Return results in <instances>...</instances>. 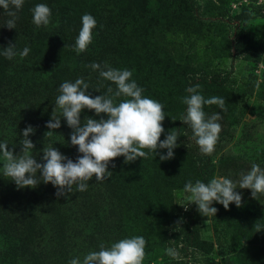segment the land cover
Wrapping results in <instances>:
<instances>
[{
  "label": "rangeland",
  "instance_id": "1",
  "mask_svg": "<svg viewBox=\"0 0 264 264\" xmlns=\"http://www.w3.org/2000/svg\"><path fill=\"white\" fill-rule=\"evenodd\" d=\"M105 1L107 3V0H100L101 4H95L101 10L99 13L102 16H106L115 8L111 4H105ZM143 1L151 9L147 13L149 38L147 41L142 38L144 35L142 32L140 39L146 43L147 49L159 50L162 61L156 66L150 63L145 69V74H141L137 64L139 58L135 56L138 52L132 37L125 42L124 49L127 50L128 56L123 57L131 61L120 60L114 63L112 59L113 63L109 66L132 71L131 79L135 81L142 80V77L146 76L143 81L149 85L148 97L164 105L166 116L162 124L165 131L161 134V140L166 138L170 130L174 131L169 124V120L174 119L176 115L174 104L178 98L189 95L186 91L189 86L199 84L198 91L205 99L213 96L224 98L226 111H222L216 105L204 106L207 116L217 112L221 116L218 122L222 130L215 151L211 155L202 154L198 145L191 139V129L181 121L184 125L182 136L180 140L177 139L178 147L173 149L172 159L161 161L159 155L149 153L146 159L137 158L134 162L126 163L131 170L149 176L145 186L146 192L143 196L140 195L139 191L137 192L138 181H134L129 188L132 192L131 195L129 193L132 202L123 201L120 204L122 207H117L119 217L113 218V221L107 219V212L102 209L103 213L96 222L94 218L88 224L81 223L78 207L75 203L71 205L70 197L67 195L58 198L57 188L54 189L51 183L45 184L50 191V198L53 199L49 202L55 206V215L62 219L61 232L51 241H47L42 231L43 234H39V237L35 236L33 241L38 245L31 246L41 253L43 264H68L71 259L77 257L82 261L90 251H98L101 243L110 246L120 239L134 236L138 224L146 221V225L151 227L153 236V239L145 238L146 256L149 251L152 253L149 264H205V260L224 264V259L232 260L233 264H264V230L255 231L253 227L254 224L264 226L263 223L247 221L248 223L243 227V237L239 240L224 238L222 235L215 238L214 223L211 218L200 215L197 206L190 203L187 211L191 216L189 221L191 231L197 233L200 239L213 244L211 250L206 251L203 249L206 246L197 249L191 242L181 243L177 227L172 221L174 208L182 207L185 210L178 204L184 202L186 195L183 191L184 185L189 180L193 183L197 180L194 176L191 177L193 171L185 173L184 170L187 168L178 163L184 151L192 150L200 156H207L213 162L224 161L223 170L220 171L222 173L215 172L213 178L227 177L238 181L240 174L250 170L252 163H257L264 169V162L256 159V153L264 150V86H262L264 9H262L263 15H254L248 23L231 20L233 15L240 12L242 4L262 5L264 0H256V3L253 0H192L194 4L192 9L187 7V0ZM132 5L134 10H141L137 4ZM2 16L0 15V19ZM256 40L260 41L259 44L255 43ZM152 67L156 69L154 74L152 72L155 70H152ZM184 74L187 80H184ZM220 78L224 81L223 86L213 85L210 82ZM252 81L256 83L254 93H244L243 89ZM13 97L10 101L13 103L12 109L6 110L7 114H0V143L6 142L14 154H19L22 148L20 144L23 139L22 131L25 128L20 122L27 121L28 114L25 111L26 104L18 93ZM0 98L2 99L1 95ZM3 105H6V101ZM3 105H0V111ZM29 139L33 141L35 148L39 147L34 142L33 133L29 134ZM60 143L55 144L57 149H60ZM157 152L166 154L167 149H158ZM30 154L37 160V153L30 150ZM42 156L38 158L44 163ZM40 161L37 160L38 163H42ZM233 162L237 164L234 168L231 166ZM2 163L0 157V182L4 179ZM118 170L119 165L115 168V171ZM246 190L250 191V189H236L242 194V198L248 197H245L243 192ZM258 197L262 201L264 195ZM159 203L162 204L164 211L156 210L158 216L146 220L152 205ZM215 203L214 201L212 206L217 208ZM262 203L264 204V200ZM221 208L226 219L240 223L245 220L243 200L239 208L234 203H230L228 209L223 205ZM31 226L36 229L38 224L32 222ZM144 227V224L139 226L140 229ZM93 233L99 237V245L87 244L88 236ZM162 233L164 237L160 235ZM163 240L165 241L162 244ZM152 244L158 247H150ZM168 247L177 248L183 259L174 260L169 257L164 251ZM3 248L6 250L5 247ZM3 248L0 250V264L36 262L29 257L33 253L27 254L22 259H15L17 261L7 260V250Z\"/></svg>",
  "mask_w": 264,
  "mask_h": 264
},
{
  "label": "trees",
  "instance_id": "2",
  "mask_svg": "<svg viewBox=\"0 0 264 264\" xmlns=\"http://www.w3.org/2000/svg\"><path fill=\"white\" fill-rule=\"evenodd\" d=\"M253 2L256 3V0ZM39 3L49 6L52 16L46 27L37 28L33 23L32 9ZM187 3V7L192 9L194 6L192 0H187ZM95 4H101L100 0H24L22 9L17 13L18 19L14 29H8L4 26L9 17L0 7V15H3L0 19V95L2 96L0 105L6 101V105H3L0 114H7L6 110L12 109L13 103L10 101L18 93L23 103L26 104L24 106L28 114V120L20 123L23 127L31 125L35 129L33 138L39 147L32 149V152L37 153L38 161L41 159L38 157L43 155L44 147L53 146L56 148L55 144L58 142H61L58 150L74 162L78 155H82L78 153V146H73L70 143L72 129L67 125L65 118L61 117L60 128L52 130L51 135H45L49 131L46 122L52 118V111L54 110L57 115L60 113V110L55 106V101L59 95L58 88L61 83L64 81L74 82L77 78H83L89 84L88 92L93 98L97 95L106 94L109 86L115 90V84L102 79L99 71H93L88 65L95 62L103 67L105 63L111 65L112 59L115 61L114 63H118L120 60L131 61V59L125 60L123 57L128 56L127 50L124 49L125 42H128L132 37V42L136 45L138 52L135 56L139 58L137 64L141 74H145V69L150 63L156 66L162 61L159 50L147 49L146 43L140 39L142 32L144 33L142 38H145L146 41L149 38L147 13L151 9L143 0H107L105 4H111L115 8L106 16L99 13L101 10ZM132 4H137L141 10H134ZM262 9H264V4H242L240 12L233 15L231 20L238 23H248L254 15H263ZM84 14H91L96 19L97 24L92 30V43L86 51L78 55L72 46L75 44L76 37L82 27L81 18ZM9 42L15 43L17 53L28 47L30 49L29 54L23 58L18 54L11 60L5 58L2 55L3 47H7ZM259 42L258 40L255 41L256 44ZM152 70H155L152 72L153 74L156 73V69L152 67ZM145 77L143 76L142 80L136 79V82L145 90L143 94L148 97L149 85L144 83ZM183 77L184 80L188 79L185 74ZM262 79V86H264V68ZM210 82L218 86L224 84L222 78L213 79ZM96 88H99L100 91L95 90ZM255 89L256 83L252 81L247 83L243 91L253 94ZM123 99L126 97H119L116 102L118 103ZM186 107L178 98L174 104L176 115L173 120H169L173 130L180 134L179 140L184 127L180 117L184 114ZM85 117L107 118L106 114L102 113L97 116L94 110L89 109H84L81 112L82 123ZM256 154V159L264 162V150ZM113 163L115 164L114 168L112 163L109 164V171L112 172L111 177L103 181H96L93 177L88 182L86 191H77L73 186V191L68 194L71 205L75 203V206L78 207V217L81 223L88 224L94 218L96 222L97 219H100L99 215L103 213L102 209L107 212V219L113 221V218L119 217L117 207H122L120 204L123 201L132 202L129 196V193L131 195L132 192L129 188L134 181H138L137 189L139 190L137 192L139 191L142 196L145 194L148 175L145 176L142 172H135L128 168L127 164L124 163L123 156L115 158ZM178 163L187 168L184 170L185 173L189 171L192 173L193 171L191 177L194 176L195 179L205 183L213 178L215 172L222 173L220 171L224 167V161L213 162L207 156H200L192 150L184 151ZM118 165L119 170L115 171ZM231 166L234 168L237 164L233 162ZM39 175L38 172V178ZM243 192L245 197H248L242 198L245 220L241 223L226 219L221 211L222 204L215 203L218 211L216 216H210L214 223L213 234L215 238L222 235L224 238L230 237L231 240H239L240 237H243V227L248 223L247 221L264 224V204L262 203L264 198L262 201L259 197L257 199L252 198L251 190ZM49 194L48 186L43 181L35 188L25 187L22 189H17L15 182L5 176L0 182V250L3 247L6 248L7 251L3 249L6 251L7 260L17 261L15 259H22L27 254L33 253L29 255L32 260L37 262L33 263L43 264L41 253L31 246L33 244L38 245V243L33 242L35 236L39 237V234L44 232L47 241H51L54 236L61 232L62 219L56 217L55 206L49 202L53 199L50 198ZM156 210L164 211L161 203L152 205L146 220L158 216ZM190 220V212L183 210L182 207L174 208L172 221L177 227L181 243L191 242L197 249L206 246L203 249L210 251L213 244L200 239L197 233L191 231ZM32 222L38 224L36 229L31 226ZM145 222L138 224V229L133 235L136 236L141 233L140 236L153 239L151 227ZM143 224L144 229H140L139 226H143ZM160 235L164 237L163 233ZM164 241L161 243L163 244ZM87 244L99 245L100 239L93 233L88 236ZM150 247L158 246L152 244ZM151 254L149 251L143 264L150 263ZM205 264L216 263L213 260H205ZM224 264H233V261L224 259Z\"/></svg>",
  "mask_w": 264,
  "mask_h": 264
},
{
  "label": "clouds",
  "instance_id": "3",
  "mask_svg": "<svg viewBox=\"0 0 264 264\" xmlns=\"http://www.w3.org/2000/svg\"><path fill=\"white\" fill-rule=\"evenodd\" d=\"M23 5L24 0H0V7L9 17L4 26L8 29L16 28L17 13ZM32 13L33 23L37 28L46 27L50 23L52 11L46 4L35 5ZM81 20L82 27L72 46L78 55L86 51L92 43V30L97 24L91 14H84ZM29 52L30 49L25 47L17 53L15 43L9 42L7 47H3L2 55L11 60L17 54L22 58L26 57ZM88 67L99 71L102 79L115 84V90L109 86L106 94L93 98L88 92L89 84L83 78H77L74 82L64 81L59 85V95L55 101L60 113L57 115L52 111V118L46 122L49 131L45 133L51 135L52 130L61 127V117L65 118L72 129L70 143L78 146V153L82 155H78L74 162L58 149L48 146L42 150L44 163H38L30 154L35 144L29 139V134L34 133L35 129L28 125L22 131V148L19 154H14L6 142L0 143L3 175L14 181L17 189L35 188L43 181L57 188L56 196L59 198L70 194L73 186L77 191H86L88 182L93 177L96 181L111 177L109 164L112 163L114 168L113 161L117 157L123 156L124 163L134 162L137 158L146 159L149 153L159 155L161 161L174 157L173 149L178 147L177 139L180 134L170 130L165 139H160L165 131L162 124L166 116L164 105L143 94L145 90L131 79L132 71L112 68L106 63L102 67L101 64L93 62ZM199 88L200 85L195 84L186 89L189 95L182 97L181 102L187 107L180 121L191 129V139L198 145L200 152L211 155L222 130L218 122L221 116L219 112L207 116L204 106L216 105L222 111L227 109L224 98L213 96L205 99L198 91ZM95 90L100 91L99 88ZM119 97L126 99L117 103ZM84 109L94 110L97 116L106 114L107 118L85 117L82 123L80 116ZM158 149H167V152L160 154ZM237 188L250 189L254 199L258 195H264V169L259 164L252 163L250 170L242 172L238 181L227 177H214L207 183L201 180L193 183L189 180L183 188L186 193L184 202L178 204L187 211L189 204L194 203L200 215L216 216L218 209L212 206L214 201L222 204L225 209L229 208L230 203L238 208L242 206V194L236 191ZM253 227L255 231L264 230V226L260 224H254ZM146 244V239L140 235L120 239L110 246L101 243L98 251H90L82 261L78 257L73 258L68 264H143ZM164 251L174 260L183 259L175 247H168Z\"/></svg>",
  "mask_w": 264,
  "mask_h": 264
}]
</instances>
